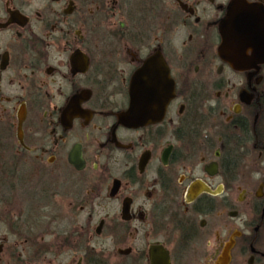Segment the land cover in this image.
Instances as JSON below:
<instances>
[{"label":"flooded vegetation","instance_id":"1","mask_svg":"<svg viewBox=\"0 0 264 264\" xmlns=\"http://www.w3.org/2000/svg\"><path fill=\"white\" fill-rule=\"evenodd\" d=\"M234 1L0 0V221H47L38 254L71 264H264V60L223 55ZM137 74L173 94L130 126Z\"/></svg>","mask_w":264,"mask_h":264},{"label":"water","instance_id":"2","mask_svg":"<svg viewBox=\"0 0 264 264\" xmlns=\"http://www.w3.org/2000/svg\"><path fill=\"white\" fill-rule=\"evenodd\" d=\"M223 43L221 51L225 58L236 68H245L254 60H264V8L247 0H235L221 26ZM248 49L253 55H247ZM167 74L163 77L148 79L147 83L137 74L132 83V106L122 117V121L130 126H139L149 119H159L166 103L173 94ZM155 98L153 104L144 105V90ZM77 166L83 165L80 156L73 159Z\"/></svg>","mask_w":264,"mask_h":264},{"label":"rangeland","instance_id":"3","mask_svg":"<svg viewBox=\"0 0 264 264\" xmlns=\"http://www.w3.org/2000/svg\"><path fill=\"white\" fill-rule=\"evenodd\" d=\"M2 211H7L6 214L10 217L15 214V210L11 211V208L0 207V215ZM87 213L88 210L84 212V215ZM58 227L59 225L56 224L55 228ZM48 233H50L48 223L44 220L19 223L0 221V243H3L0 264H71V261L78 259L75 253L43 252L38 254L44 248L45 243L54 239V236ZM103 237L105 238L96 239L94 243H101L105 247L110 246L107 236Z\"/></svg>","mask_w":264,"mask_h":264}]
</instances>
